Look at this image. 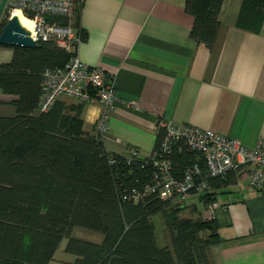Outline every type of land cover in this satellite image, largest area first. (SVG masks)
Listing matches in <instances>:
<instances>
[{
	"label": "trees",
	"instance_id": "obj_1",
	"mask_svg": "<svg viewBox=\"0 0 264 264\" xmlns=\"http://www.w3.org/2000/svg\"><path fill=\"white\" fill-rule=\"evenodd\" d=\"M223 1H185L197 42L213 46ZM236 25L260 31L264 0H241ZM11 48L10 60L0 63V93L10 97L0 103L13 108L11 115H0V264H49L63 239L64 251L74 256L71 264H213L210 248L221 240L215 216L204 218L194 203L187 204L191 198H162L156 162L168 160L177 179L198 164L199 175L212 187L243 168L209 177L203 157L184 138L161 155L165 130L160 125L148 156L135 149L108 150L96 123L90 130L83 127L84 101L58 98L47 110L39 107L43 71L63 67L70 54L52 40ZM214 194L197 199L204 205ZM156 215L167 237L163 246L156 240ZM75 227L98 232L101 240L75 237Z\"/></svg>",
	"mask_w": 264,
	"mask_h": 264
},
{
	"label": "crops",
	"instance_id": "obj_2",
	"mask_svg": "<svg viewBox=\"0 0 264 264\" xmlns=\"http://www.w3.org/2000/svg\"><path fill=\"white\" fill-rule=\"evenodd\" d=\"M185 1L77 0L73 24L82 41L76 54L105 72L118 97L104 135L108 150L148 156L160 119L209 129L246 147L264 140V27L237 26L241 0H224L208 47L191 37ZM0 51V61H9L12 48ZM9 98L0 93V102ZM101 110L85 102V130ZM244 173L231 171L212 187L221 237L210 248L213 264H264V191Z\"/></svg>",
	"mask_w": 264,
	"mask_h": 264
},
{
	"label": "built area",
	"instance_id": "obj_3",
	"mask_svg": "<svg viewBox=\"0 0 264 264\" xmlns=\"http://www.w3.org/2000/svg\"><path fill=\"white\" fill-rule=\"evenodd\" d=\"M11 10L18 9L22 14L32 15L31 37L36 41L52 40L70 54L63 67L47 68L41 76L39 107L47 110L58 98L71 97L84 102H97L102 110L96 121V129L105 135L108 116L118 102L113 84L105 72L81 62L76 54L81 35L74 27V0H9ZM56 20H52V19ZM158 125L164 128L165 135L160 151L169 152L170 145L178 138H184L189 147L201 154L207 175L221 177L228 171L241 166L247 173L249 184L256 190L264 191V140L259 139L255 146L246 147L239 140L227 137L209 129H200L187 124H178L160 119ZM164 154V153H163ZM161 177L159 195L174 202H183L193 195L212 191L209 178L199 175L200 166L194 164L177 179L169 171L170 163L158 160ZM217 204L210 200L204 204L202 216H215Z\"/></svg>",
	"mask_w": 264,
	"mask_h": 264
},
{
	"label": "rangeland",
	"instance_id": "obj_4",
	"mask_svg": "<svg viewBox=\"0 0 264 264\" xmlns=\"http://www.w3.org/2000/svg\"><path fill=\"white\" fill-rule=\"evenodd\" d=\"M8 8V6H7ZM6 8V9H7ZM5 9V10H6ZM17 10H9V12L5 13L3 12L0 23L3 22L4 24L7 22L6 20L9 19V17L13 14V12H15ZM2 51H0V54ZM1 63V61H0ZM11 110V114L13 113V110L10 106H6V105H1L0 104V114H8L10 113ZM195 204V206L197 207L198 211L203 212V202L202 201H198L196 199L192 200H187V204ZM152 221L155 227V235H156V240H157V244L159 246H163L166 244L167 241V237L164 234L163 231V226L162 223L160 221L159 216H153L152 217ZM72 235L81 239H87L90 241H99L101 240V235L98 232H94L85 228H81V227H75L72 231ZM66 243V239H63L61 241V245L60 247L57 249L52 261L49 264H71L72 261L74 260V256L72 254H69L67 252L64 251V246Z\"/></svg>",
	"mask_w": 264,
	"mask_h": 264
},
{
	"label": "water",
	"instance_id": "obj_5",
	"mask_svg": "<svg viewBox=\"0 0 264 264\" xmlns=\"http://www.w3.org/2000/svg\"><path fill=\"white\" fill-rule=\"evenodd\" d=\"M8 5L9 0H0V20ZM0 45L33 48L37 42L31 37L30 31L21 25L18 17L12 14L0 31ZM212 230H215L214 227Z\"/></svg>",
	"mask_w": 264,
	"mask_h": 264
},
{
	"label": "bare ground",
	"instance_id": "obj_6",
	"mask_svg": "<svg viewBox=\"0 0 264 264\" xmlns=\"http://www.w3.org/2000/svg\"><path fill=\"white\" fill-rule=\"evenodd\" d=\"M15 10H17V11L13 12V15H16L18 17V20L22 26H24L26 29H28L30 32H32L33 21L30 18H27L18 9H15Z\"/></svg>",
	"mask_w": 264,
	"mask_h": 264
}]
</instances>
